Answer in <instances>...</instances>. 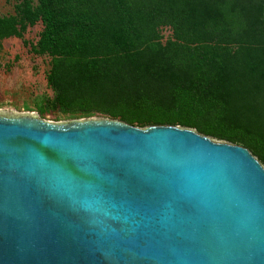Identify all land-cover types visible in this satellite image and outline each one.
Returning <instances> with one entry per match:
<instances>
[{"label":"water","instance_id":"1","mask_svg":"<svg viewBox=\"0 0 264 264\" xmlns=\"http://www.w3.org/2000/svg\"><path fill=\"white\" fill-rule=\"evenodd\" d=\"M0 264H264V167L192 129L0 110Z\"/></svg>","mask_w":264,"mask_h":264},{"label":"trees","instance_id":"2","mask_svg":"<svg viewBox=\"0 0 264 264\" xmlns=\"http://www.w3.org/2000/svg\"><path fill=\"white\" fill-rule=\"evenodd\" d=\"M14 1L0 40L50 59L41 115L192 129L264 167V0Z\"/></svg>","mask_w":264,"mask_h":264},{"label":"rangeland","instance_id":"3","mask_svg":"<svg viewBox=\"0 0 264 264\" xmlns=\"http://www.w3.org/2000/svg\"><path fill=\"white\" fill-rule=\"evenodd\" d=\"M14 0H0V15L8 16L14 13ZM42 25L29 28L25 39L36 43ZM165 39L169 37V30H164ZM50 59L39 57L25 47L18 38L0 40V110H15L17 113H37L41 120L50 122H65L72 120H86L107 117L95 115L88 118H71L61 114L41 115L37 106L44 96H52L47 85L46 75L49 70ZM111 120V119H109Z\"/></svg>","mask_w":264,"mask_h":264}]
</instances>
